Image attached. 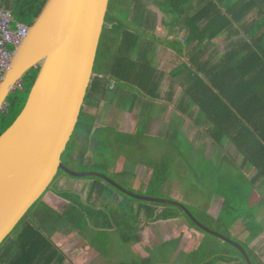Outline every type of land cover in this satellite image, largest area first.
<instances>
[{"label": "crops", "instance_id": "0c3cea01", "mask_svg": "<svg viewBox=\"0 0 264 264\" xmlns=\"http://www.w3.org/2000/svg\"><path fill=\"white\" fill-rule=\"evenodd\" d=\"M12 1L13 0H3L1 4L7 8L8 6L10 7ZM149 1L150 0H148V2ZM196 1L197 9H194L192 5V12L186 20L189 24V30H184V37L180 40L179 38H173L166 41L161 38L165 32L164 23L166 18L159 16V13H161L160 11L151 12L147 10L146 13L142 14L140 11V4L132 0L131 5H129L132 11L130 15L127 16L125 22L132 28L130 32L137 37L134 41L136 43L135 49L130 53L134 69L119 66L121 72H118V79H116V81H110L104 76V73L109 71L110 61L106 58L103 62L101 61L104 70L102 69V75L97 73L98 76L95 77L94 80L98 78L106 83V85H104L106 93L105 91H103L102 94H96L95 92L91 93L87 101V106H85V101V108L83 107L82 111L83 113L85 112L88 118L95 120V129H102L105 135H118V137H116V141L118 142L121 137H129V139L132 140V145H138L139 142L137 140L142 138L154 141H147V144L154 146L153 149H151L153 158L148 161H141L131 179L133 185L144 187L143 191H140V187L135 188L130 186L140 191L143 195L147 192L149 184L154 180L160 163H168V160L171 161L170 164L174 165V167L190 166L192 169L201 168L205 176L212 174L217 182L222 183L224 192H221L219 195H212L209 200L203 198L202 192L199 194L196 193V190L199 188L197 186H191L190 193L185 196L179 193L181 189L172 188L168 180L164 188L162 186L160 189L163 188L164 196L166 193H169L173 199L184 203L194 214L196 213L192 209L202 213L205 217L210 216L212 218L211 228L218 229V219L226 200L232 207L239 206L244 208L251 205L253 201L254 203L257 201L258 203L262 200L264 201V143L261 146L250 144L251 141L249 136L243 142L245 145L241 150L239 146H236L233 138L240 134L243 135V133L247 131V128L254 130L255 127H257L256 122L253 119H245L244 121L243 118H241L242 121L239 122L237 118L241 116L233 111L222 110L218 114L214 113V108L211 112L205 111L195 100L194 96L198 95L197 91H193L192 88L200 87L201 83L198 82L192 87V81L188 80V76L192 73H198V67L204 65L206 62L209 63V67L214 66L217 59L222 55L230 54L235 48L225 51L218 48L217 42L222 36L231 38L235 35L231 34L228 29L222 30L215 39L207 42L205 45L201 46L199 40H196V42L191 45V42H189L190 30L192 29L190 21L201 9L206 7V3H204L203 0ZM234 1L235 0H218L217 4L222 7H227ZM247 3L253 6L252 11L245 20L248 21V25H250L261 16L259 7H264V0H260L258 5L253 4L252 0H248ZM121 17L122 16L119 18ZM228 17L230 16L228 15ZM259 20L261 21L262 19L260 18ZM138 22L145 25L146 29L138 25ZM206 22L207 20L197 22L196 26H202L206 24ZM106 25L108 28L113 27L111 23H107ZM236 27H238V25H236ZM186 39L187 41H185ZM241 40L243 39L241 38L239 42ZM160 44H168L171 48L166 51L164 50V46ZM196 50H200L199 53L201 57L194 60L192 57ZM175 52H181L183 58L180 59L176 57V63L172 65L168 64L169 57L175 55ZM169 66L170 68L179 66L176 70H182L169 72L170 68L166 69V67ZM204 81L208 83L206 77ZM249 117H257L259 126L264 124V110ZM102 138L103 135L100 137V140H102ZM158 146H164L165 149L160 150ZM172 151L175 152L176 155L170 153ZM219 155H222L223 161L217 166L214 162L215 158ZM71 159L73 161L77 160L75 156L71 157ZM121 159H123V157H121ZM178 159L181 160L180 163L177 162ZM124 162L126 163L124 166H127V162ZM74 166L76 170H80L76 164H74ZM105 166L108 165L106 164ZM167 166H169V164ZM107 168L109 176H112V172H123L118 165V161L114 167L113 165H109ZM113 169L114 171H112ZM240 175H242V179ZM57 178L58 176L56 179ZM241 181L244 182V188L240 184ZM179 182L182 183V180L180 179ZM144 183L145 185H143ZM251 184H253V188ZM59 185L61 188H57L56 186L52 188L51 186L42 200L40 199V204L37 206L34 205V208H31V214L30 210L29 214L26 216L28 221L23 225L24 236H27L28 230L33 226L36 230L38 229L40 232H43L48 239L40 243L35 242L36 239H34L32 245H25L24 248L21 244L17 246L15 242L11 241L8 247L2 248L0 264H14L17 259L24 260L23 263L29 261V264L106 263L104 262L101 251L95 248L97 245L89 242V238L88 240L84 238L80 239V236L77 237L75 233L71 231L70 233L72 234L64 238L62 232L55 227L57 225L61 228L64 227L63 222L68 223V227L66 228L72 229V226L78 227L77 221L79 220L74 224L69 222L72 220L69 219L73 217L72 213L78 214L77 210L80 209L78 207L79 201L75 196L79 195L81 197V204L87 202L93 205L94 203L93 206L95 210L107 212L112 210L113 203H115V205L119 204L122 198L120 202L117 203V198H114L109 193L105 195L101 194V196L97 193L96 197H94V190H105V188L103 189V186H100L94 179L82 180L70 177L68 179H60ZM166 185H170V188ZM102 193H104V191ZM217 196H221L223 199ZM107 197L109 200L105 201ZM192 199L195 200L194 203H192ZM198 200H201L202 204H200ZM245 202L249 204L243 205ZM153 209L151 216L144 211V217L146 215L149 218H153L163 211V207H155ZM88 214L86 215V225L79 221L82 227H85L86 232L108 234L113 231H118L116 227L108 230L106 228L107 222L104 220L105 217L100 213L96 215L97 213L93 212L92 214H94V217L91 219ZM49 215L56 216L59 223L47 225L48 229H46L45 225H42V222H46L47 220L45 218ZM196 216L198 215L196 214ZM250 221L254 224L263 223L264 207L258 208L256 214H252ZM206 222L208 223V221ZM243 226L242 223H233L229 226L227 233L232 238L240 241L242 246H247L252 254L251 258L253 257L256 262L264 264L263 228L261 226H256L247 233V231H245L246 228H243ZM234 229L237 231L236 235L232 233ZM149 233L150 239L148 242H153L152 239H154L158 241L157 243L162 247L167 245L171 246L172 243L179 238L180 243L173 246L175 256H179L184 252L183 248H181L182 243L187 244L188 247L192 243L190 252L185 253V256L189 255L191 258L194 257L195 252L197 253V251L201 249L200 247L205 243H218L212 242L203 233L193 228L185 217L166 221H149L140 232V235H142L140 236L142 237V242L139 243L140 245H145L146 242L143 239H145L146 234ZM252 234H255V236L253 239H250ZM184 236L188 237V243H186L184 239L182 240ZM146 239L148 238L146 237ZM148 242L147 245H149ZM34 244L36 250H33ZM13 248H18V254H11ZM207 248L213 250L215 247ZM207 252L208 251L203 254ZM211 253L213 252L211 251ZM30 256H32L31 261L29 259ZM166 264L177 263L173 260L171 263L168 262ZM178 264H193V260H185L183 263ZM218 264L243 263L241 261H235L232 263L220 262Z\"/></svg>", "mask_w": 264, "mask_h": 264}, {"label": "water", "instance_id": "95a60500", "mask_svg": "<svg viewBox=\"0 0 264 264\" xmlns=\"http://www.w3.org/2000/svg\"><path fill=\"white\" fill-rule=\"evenodd\" d=\"M111 0H46L15 48L0 86V117L8 99L33 69H39L22 113L0 135V247L60 172L75 179L98 178L134 200L171 206L202 232L236 249L245 248L202 223L182 202L134 193L98 171H77L63 161L96 75L99 46Z\"/></svg>", "mask_w": 264, "mask_h": 264}, {"label": "trees", "instance_id": "16d2710c", "mask_svg": "<svg viewBox=\"0 0 264 264\" xmlns=\"http://www.w3.org/2000/svg\"><path fill=\"white\" fill-rule=\"evenodd\" d=\"M133 1L135 3L137 2L135 0ZM247 1L248 0H235L231 5L222 7L216 4L214 0H203V2L206 3V7L201 9L194 17H192L190 21L192 29L190 30L189 41L192 45L194 42H196V40H199V44L202 46L207 42L215 39L222 30L226 29H228L231 34L242 36L243 40H241L239 44H237L233 51H231V53L228 55H222L219 59H217L214 66L209 67V63L206 62L204 65L198 67V73H192L188 76V80L192 81V87L195 86L198 82L201 83L200 87L192 88V90L197 91L198 96L194 97L196 102L202 107L203 110L211 112L214 108L215 114H218L222 110L233 111L241 116L237 118V121L239 122L242 121L241 118H243L244 121L245 119H253L256 122L257 127H255L254 130L247 128V131L243 133V135L240 134L233 138L234 143L236 144V146H239L241 150L245 145L243 142L249 136L251 141L250 144L252 143L254 145L261 146L264 143V124L262 126H259L257 117H249L251 115L258 114V112H261V110H264V7H259V9L261 10V16L259 17V19L261 18L262 20L258 22V19L254 23L248 25V21L245 20L247 19L248 14L252 11L253 6L249 5ZM45 2L46 0H13L10 3V7H8L11 9L15 19L18 22L26 25H32L35 18L38 16L42 7L44 6ZM165 2L168 3L170 8L172 9V12L175 13L176 16L187 15L188 12L192 11V0H165ZM252 2L253 4L258 5L260 0H252ZM131 3L132 0H130V5ZM228 15L230 17H228ZM126 20L127 17H125V19L124 17L119 18V16H115L114 14H112L111 11L106 18V24L111 23L113 27L110 29L107 27V25L105 26L99 46V51L100 48H108L109 50L105 54L104 52H98L95 72L102 75L101 69L98 68L99 64H101V61L103 62L105 58L108 59L110 61L109 71L104 73V76L107 80L110 81H116V79H118V72H121L119 66L128 69H134V64H132L131 62L130 53L133 49H135L136 43L134 41L137 37L130 32L132 28L125 22ZM203 20H207L206 24L202 26H196L197 22H202ZM236 25H238V27H236ZM10 49L14 51L15 48L13 46H10ZM38 72L39 69H33L30 73V76L27 77L28 82L25 83L26 90H18V93L13 94L8 99L9 108L8 112L2 119V123L0 124V135L4 133V131H6L22 113L28 101L29 94L35 83ZM205 77L208 79V83L204 81ZM101 83L103 84V82L98 78H96L92 82L88 90V98H86V103L89 100L91 93H96L98 91V87ZM100 92L102 94L103 90ZM76 130L77 133L75 132L72 141L68 145L67 151L65 152L66 154L63 155V161L73 169H75L74 162L71 159L73 154L72 152H69L71 146H73L74 142L77 139H81L82 141L86 140L88 143H92L95 139L96 133L99 131L98 129H95V120H91V118H88L85 115V112L83 113V111ZM84 145L88 146L87 149L82 151L83 158L87 157L89 153L88 150L90 148V144H87L85 141ZM66 155L67 158L65 159L64 157ZM103 167L106 168L108 175V166ZM88 170L94 169H80V171L83 172ZM91 179H94L97 182L101 181V183L111 188L113 192H118L116 189L106 184L101 179L89 178L88 180ZM118 182L130 191L141 194L140 191L131 188L130 185L125 184L122 181ZM166 182L167 179L154 178V180L149 184V191H147L144 195L151 197H160V194L157 193L156 190L160 189L163 185H165ZM98 193L101 196L102 192ZM121 195L124 196L123 194ZM124 197L125 199L119 204L115 205V203H113L112 210L109 212L98 211L95 209H93L94 211L88 212L90 213L88 214L90 219L94 217V214H92L93 212L97 213L96 215H99L98 213H100L102 216H104V220L107 222L106 228L109 230L116 227L121 233L124 243H141L142 238L139 234L145 228V225L149 223V221H166L185 217L193 228L197 229L200 233H203L206 237L217 240L219 244L218 246L223 245L218 239L213 238L200 231L178 208L171 206H162L159 204H148L134 200L127 196ZM75 198L79 201V207L81 205V197L78 195L75 196ZM155 207H163L162 213L153 218H149L145 215L147 220H144L143 212L145 211L149 216H151L154 210L153 208ZM238 208L239 206L232 207L226 200L224 208L221 211L218 219L219 226L227 231L229 226L233 224V220L238 217L236 215L242 212V207L237 210ZM227 213L232 214L233 219L231 221H225V215H227ZM206 217L203 219L200 218V220L211 228L212 218L210 216ZM245 217L251 219L252 214H248V216ZM72 218L73 217L69 219ZM78 220L82 224L86 225V215L81 214V217ZM79 221H77V225L78 227H82V224ZM206 221H208V223ZM252 224L253 222L249 220L248 226H251ZM243 228L245 227L243 226ZM214 230H216L217 232H221L229 238H232L226 232H222L218 229ZM248 230L251 231L253 230V228L246 229L245 231ZM12 234H10L9 237ZM254 236L255 234H252L250 236V239H253ZM34 239H36L35 242L38 243L47 240V238L43 235V232H40L38 229L36 230L35 227L31 226L27 232V236H24L23 233V238L21 239L20 244L24 248L25 245H32L34 243ZM234 240L240 243V241H238L237 239ZM174 242L178 245L180 243V239L175 240ZM224 246L225 247H223V251H225L223 252L220 250V253H211V250L207 248L208 252L202 254V256L207 257V260L202 262L194 260L193 264H218L220 262L232 263L235 261H241L243 264H246L242 255L236 249L227 244H224ZM243 247L251 256L252 254L248 250L247 246L243 245ZM227 248L235 252L236 256L231 255L232 253L228 251ZM33 250H36L35 244ZM194 258H196V255H194ZM29 259L31 261L32 256H30ZM252 259L255 264H261L259 262H256L255 258L252 257ZM23 262L24 260L17 259L14 264H29V261L25 263ZM124 264L155 263L151 258H147L145 260L141 259L129 263L125 262Z\"/></svg>", "mask_w": 264, "mask_h": 264}, {"label": "rangeland", "instance_id": "374dc122", "mask_svg": "<svg viewBox=\"0 0 264 264\" xmlns=\"http://www.w3.org/2000/svg\"><path fill=\"white\" fill-rule=\"evenodd\" d=\"M1 1H3V0H0V2ZM135 1H137L140 4V6H141L140 11L142 12V14L146 13L147 10H150L151 12L160 11L161 13H159L160 14L159 16H163L164 18H166L165 23H164L165 32H164V35L161 37L164 40L168 41L169 39H173V38L174 39L179 38V40H180L184 37V30H189V24H188V22H186V20H187V18H189L192 11L188 12L187 15L176 16L175 13L172 12V9L168 5V3L165 2V0H150L149 2H148V0H135ZM141 1H142V3H141ZM214 1L217 4L218 0H214ZM129 5H130L129 0H112L110 11L115 16L127 17L130 15V13L132 11V9ZM192 5L194 6V9H197V7H196L197 1L196 0L192 1ZM6 9L10 10V8H8V7ZM259 22H260V20H259ZM138 25H141L146 29L145 25H143L141 22H138ZM14 28L16 29V25H14ZM167 35H168V37H167ZM241 38L242 37L240 35H237V34L233 35L231 38H228L226 36H222L217 42L218 48H221L224 51L227 49H232V48L236 47V45L239 43V40ZM185 41H187V39ZM160 45L164 46V50H166V51L171 48L168 44H160ZM108 50H109L108 48H102V49L100 48L99 52L100 53L104 52V54H105ZM179 50H181V49H179ZM199 51L200 50L195 51L192 59L196 60V58L201 57V54L199 53ZM174 54L175 55L169 57L168 64L172 65V64L176 63V57H178L180 59L183 58V55L181 52H175ZM102 66H103V63L101 62V64H99V67H98L99 69H101V71H102V69L104 70V67H102ZM167 68H170V66L166 67V69ZM178 68H179V66L172 67L169 69V72L175 71ZM181 70L182 69L176 70V71H181ZM104 85H106L105 82H103V84L102 83L100 84L96 94L101 93L100 91H102V90L105 91L103 88ZM85 106H87V103ZM6 113L7 112H4L3 115L1 116L0 124L2 123V119L4 118ZM0 129H1V127H0ZM78 132H79V130H78ZM76 133H77V130H76ZM82 134H83V132H82ZM102 135H103V138H102V140H100L99 137H102ZM116 137H118V135H116V134H106L105 135L102 132V129H99V131L96 133L95 139L92 143H88L86 140H84L87 144H90L89 145L90 148L88 150L89 153H88L87 157H85V158H83L82 151L87 149L88 145H84V141H82L81 139H77L74 142L73 146H71L70 151H69L70 153L72 152L73 156H75L77 159L73 162H74V164H76L78 166L79 169H94L91 171H98V172L105 171V172H100V173L107 175L106 168H104L103 166H105L107 164L108 166L113 165V167H114V165L118 161V165L123 170V172L122 171L121 172L118 171V173L112 172L111 175H112V177H114L113 179L116 181L117 180L122 181L123 183L128 184V185L135 187V188L140 187V186L133 185L131 182V179H132L133 174L135 173L134 171L137 170L138 165L140 164L141 161H148V160L153 158V156L151 155V149H153L154 146L147 144V141H151V142H154V141L151 139L142 138V139L137 140L139 142L138 145H136V144L132 145V140H130L129 137H121L119 142L116 141ZM76 145H79V146H76ZM158 147L160 150L165 149L164 146H158ZM170 153L176 155V153L173 151ZM65 154L66 153H64V155ZM121 157H123V159H121ZM64 158L66 159L67 155ZM124 161L127 162V166H124L126 164ZM222 161H223L222 155H219L215 158L214 163L218 166ZM177 162L180 163L181 160L178 159ZM170 163H171L170 160H168V163H160V167L157 171L155 178L167 179L170 182L169 184H171L172 188L181 189V191L179 192L180 194H182L184 196L186 194H189L191 186L199 187L196 190V193L199 194L200 192H202L201 194H202L203 198H205L207 200H209L212 197V195H214V194L219 195V194H221V192H224L222 183L217 182L215 177L212 174H208L207 176H205V173L202 172L201 168L192 169V168H190V166L174 167V165H171ZM161 164H162V166H161ZM168 164H169V166H167ZM166 166H167V168H166ZM77 171H80V170H77ZM88 171H90V170H88ZM112 171H114V169ZM81 172H83V171H81ZM108 176H109V174H108ZM240 177L242 179V175H240ZM68 178H70V177L69 176L67 177L64 173H59L58 178L52 184V188L54 186H56L57 188H61V186L59 185V180L60 179H68ZM179 178L182 180V183L179 182V180H180ZM98 182H100L99 185L103 186L102 188L103 189L105 188V190H100V189L94 190V197H96V194L99 191H101V192L104 191V193H102V194L105 195L106 193L107 194L109 193L114 198H117V203L120 202L121 198H122L121 199L122 201L125 199V197L122 196L120 193L115 192V191L114 192L111 191L112 189L107 187V185H104L103 183H101V181H98ZM240 184L244 188V182L241 181ZM143 185H145V183ZM164 186L165 185H163V188H164ZM166 186L168 188H170V185H166ZM251 187L253 188V184H251ZM163 188L156 190V192L160 194L159 198L175 200V199H173V197H171L169 195V193H166L164 196ZM139 189H141L140 191H143L144 187L142 188V186H141ZM147 191H149V189ZM90 195H91V193H90ZM217 197L222 198L221 196H217ZM107 200H109L108 197L105 198V201H107ZM194 201L195 200L192 199V203H194ZM198 202L200 204H202L201 200H198ZM39 204H40V201H38L35 204V206H37ZM247 204H249V203L245 202L243 205H247ZM93 205H94V203H93ZM93 205L89 204L87 202L84 204H81L79 206L80 209L78 208L79 210H77L78 214L72 213L73 218L69 222L71 224H74L81 217L80 213L87 215L89 211H93V209H95ZM260 207H264V201L263 200L260 201V203H258V201L254 203V201H253L251 203V205L247 206L246 208L242 207V209H241L242 212L238 213L239 215L238 214L236 215L238 217L233 220V223L234 224L242 223L246 229H251V228H255L256 226H261L264 230V222L260 223V224H254L253 223L251 226H248V222L250 219L245 217V216H248V214H253V215L256 214L258 208H260ZM239 209H240V207L237 210H239ZM192 210L199 216L198 217L195 214V216L199 220H200V218L202 219L205 217L202 213H200L194 209H192ZM31 212H32V210L30 211V214H31ZM58 218H59V216H58ZM45 219L47 221L42 222V225H45L46 229H48L47 225H55V224L59 223L56 216L49 215ZM145 219L146 218L144 217V220ZM232 219H233V216L231 213H227V215H225V221H231ZM27 221L28 220L26 217L20 223V225L17 226V229L14 231V233L0 247V255H1L0 259L2 258V248L8 247L10 245L11 241L15 242L17 244V246L20 244L21 239L23 238V225ZM63 226L64 227L61 228L57 225L55 228H57L58 230H60L62 232L64 238L69 237L70 234H72V233H70V231H71V232H74L77 237L80 236L79 237L80 239L84 238V239L88 240V238H89V240H88L89 242L97 245V247H95V248L98 251H101V253L103 255L104 262H106L104 264H124L125 262L129 263V262H134V261H138L141 259L145 260L147 258H151L152 260H154L155 264H166L168 262L171 263V261H173V260L177 264L183 263V261H185V260L186 261L196 260L198 262H202V261L207 260V257L202 256V254L208 250L207 247H215L213 250H211L214 253H216V252L220 253V250L223 251V247H225L223 243H222L223 244L222 246H218V243L216 244V243L207 242L201 247V249L199 251H197V253L195 254L196 258H194V257L191 258L189 255L185 256V253L190 252L192 243L188 247L187 244H183L181 242L182 243L181 248H183L184 252H182L179 256H175V251L173 248V246L175 245V242H173L171 246L167 245L164 247L160 246L157 243L158 241H156L154 239H152L153 242L151 241L149 243L148 240L150 239V233L146 234V237L148 239H146V237H145V239H143L146 242L145 245H140L139 243H135V242L124 243L122 240L121 233L119 231H113V232H110L108 234H98L96 232H90V233L86 232V229L84 226L83 227L72 226L73 228L69 229V228H66V227H68V223H65V222H63ZM218 230L227 233V231L225 229H223L221 226H218ZM143 233H145V232H143ZM218 233L222 234L221 232H218ZM232 233H233V235H236L237 231L234 229V230H232ZM247 233H249V230L247 231ZM43 235L48 239V237L44 233H43ZM140 236H142V235H140ZM183 239L186 241V243H188V237L184 236L182 238V240ZM209 240H211L212 242H218L217 240H214L212 238H209ZM147 242L149 243V245H147ZM227 250L232 253L231 255L236 256L235 252H233L231 249L227 248ZM11 254H13V255L18 254V248H13L11 251ZM214 256H215V254H214Z\"/></svg>", "mask_w": 264, "mask_h": 264}, {"label": "built area", "instance_id": "2783aa9c", "mask_svg": "<svg viewBox=\"0 0 264 264\" xmlns=\"http://www.w3.org/2000/svg\"><path fill=\"white\" fill-rule=\"evenodd\" d=\"M29 28L22 24L16 25L14 28V17L10 10L6 9L0 2V86L4 78V74L10 68L14 51L10 46L16 48L27 36ZM23 90V84L18 87ZM9 104L5 105L7 110ZM5 110V111H6Z\"/></svg>", "mask_w": 264, "mask_h": 264}, {"label": "clouds", "instance_id": "9594fccd", "mask_svg": "<svg viewBox=\"0 0 264 264\" xmlns=\"http://www.w3.org/2000/svg\"><path fill=\"white\" fill-rule=\"evenodd\" d=\"M111 5V4H110ZM10 11H11V9H10ZM12 12V11H11ZM13 14V13H12ZM13 17H14V15H13ZM18 24H22V25H24V26H30V25H26V24H23V23H20V22H18L16 19H15V17H14V25H18ZM29 28V27H28ZM14 51H15V49H14ZM96 73V72H95ZM98 76V74L96 73V75L94 76V78L95 77H97ZM94 78H93V81H94ZM102 78V77H101ZM92 81V82H93ZM23 84V83H22ZM24 85V84H23ZM113 88V87H112ZM19 89H17L16 91H18ZM8 104H9V102H8ZM9 108V107H8ZM5 112H8V109L5 111ZM68 148V147H67ZM67 151V150H66ZM61 173V172H60ZM83 180V179H82ZM42 199V198H41ZM233 239V238H232ZM236 241V240H235ZM239 243V242H238ZM246 250V249H245ZM247 251V250H246ZM249 254V253H248ZM250 256V255H249ZM250 258H251V256H250ZM252 259V258H251ZM253 261V260H252ZM254 262V261H253ZM255 264V263H254Z\"/></svg>", "mask_w": 264, "mask_h": 264}, {"label": "flooded vegetation", "instance_id": "af4514ba", "mask_svg": "<svg viewBox=\"0 0 264 264\" xmlns=\"http://www.w3.org/2000/svg\"><path fill=\"white\" fill-rule=\"evenodd\" d=\"M30 76V74L28 75V76H26V78H25V82H24V89L22 90V91H25L26 90V87H25V83H27L28 81H27V77H29ZM19 91H16L14 94H16V93H18ZM3 115V114H2ZM1 118V117H0ZM73 157V156H72ZM192 223V222H191Z\"/></svg>", "mask_w": 264, "mask_h": 264}]
</instances>
